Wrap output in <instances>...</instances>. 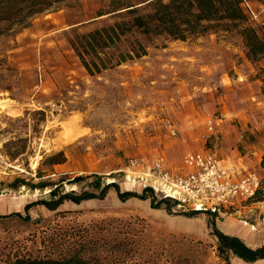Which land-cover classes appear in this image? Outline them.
Here are the masks:
<instances>
[{
    "label": "rangeland",
    "instance_id": "obj_1",
    "mask_svg": "<svg viewBox=\"0 0 264 264\" xmlns=\"http://www.w3.org/2000/svg\"><path fill=\"white\" fill-rule=\"evenodd\" d=\"M250 6L254 16L247 24L259 29L264 5ZM109 10L110 0H67L59 10L36 17L29 27L0 36V252L15 251L23 244L33 247L32 238L40 240L48 225L119 218L138 232L140 263L225 264L209 235V216L171 215L136 198L121 202L113 189L103 199L63 204L58 211H68L65 216L40 205L30 210L31 221L8 216L26 215L27 204L47 197V188L10 186L17 178L36 175L42 152L63 150L67 158L44 178H85L76 184L65 182L63 192L97 193L94 181L99 177L103 184L115 182L120 191L141 193L138 183L131 188L124 185L127 175L137 176L138 168L127 167L130 160L150 165L163 157L176 170L186 153L177 144L199 143L201 135L211 139L209 121L220 119L221 130L225 124L264 125V96L259 93L261 83L254 79L256 67L246 59L234 31L208 32L187 41L158 38L146 44L145 56L90 77L66 38L71 31L82 34L111 24L116 18L106 14ZM133 39L127 37L120 50H127ZM225 90H229L226 97ZM40 110L44 120L34 114ZM18 138L30 139L28 153L12 161L4 144ZM257 218L264 214L253 209L238 220L252 229L248 225ZM226 221L235 222L227 217L215 222L224 227ZM255 236L251 247L263 244ZM230 264L247 263L230 258Z\"/></svg>",
    "mask_w": 264,
    "mask_h": 264
},
{
    "label": "trees",
    "instance_id": "obj_2",
    "mask_svg": "<svg viewBox=\"0 0 264 264\" xmlns=\"http://www.w3.org/2000/svg\"><path fill=\"white\" fill-rule=\"evenodd\" d=\"M243 1L110 0V10L106 14L114 16L116 20L82 34L71 31L72 36L66 40L86 73L95 78L104 71L145 56L146 44L155 39L187 41L208 32L234 31L240 38L246 59L256 67L254 79L261 83L260 94L264 96V64L260 65L264 60V24L259 29L247 24L248 17L241 5ZM246 1L264 5V0ZM66 2L67 0H0V36L15 29L29 27L36 17L57 11ZM102 15L101 13L98 16ZM129 36L134 37L129 48L125 51L120 50L119 45ZM26 114L30 112L27 111ZM34 114L41 115V120L45 119L42 110L35 111ZM29 141V138L9 140L4 144L5 155L12 161L26 155ZM66 160L63 150L49 154L42 152L36 175L29 179L17 178L10 186L16 190L21 187L32 190L47 188V197L27 204L26 215L17 212L8 216L31 221L30 210L39 205L65 216L68 211H58L63 204L103 199L108 191L113 189L121 202L136 198L148 201L152 209H163L171 215L187 218L201 214L209 216L211 219L207 222L209 235L215 241L217 257L225 264H230V258L247 264L264 259V243L250 247L239 237L219 230L214 214L178 208L177 201L164 198L150 187L142 188L141 193L120 191L115 182L103 184L100 178L96 177L94 187L97 193L63 192L65 182L76 184L85 179L82 176L68 179L64 175L57 181L44 178L46 172H53L54 166L64 164ZM260 166L264 173V153ZM35 178L39 180L35 181ZM124 185L131 188L125 183ZM253 202H264V174ZM126 221L109 218L90 224L66 222L48 225L41 233L40 240L32 238L33 247L23 244L15 251L13 248L8 253L0 252V264H156L151 260L138 262L142 254L136 245L138 232L132 227L131 222Z\"/></svg>",
    "mask_w": 264,
    "mask_h": 264
},
{
    "label": "built area",
    "instance_id": "obj_3",
    "mask_svg": "<svg viewBox=\"0 0 264 264\" xmlns=\"http://www.w3.org/2000/svg\"><path fill=\"white\" fill-rule=\"evenodd\" d=\"M250 3L244 0L241 4L248 18L254 16ZM220 121L218 118L209 121L210 134H214ZM127 165L138 168L132 179L143 188L150 187L164 198L177 201V207L183 210L214 214L216 220L240 214L257 203L253 199L262 184L257 172L226 166L210 149L186 152L176 170L168 168L163 158L150 165L142 160H130Z\"/></svg>",
    "mask_w": 264,
    "mask_h": 264
},
{
    "label": "crops",
    "instance_id": "obj_4",
    "mask_svg": "<svg viewBox=\"0 0 264 264\" xmlns=\"http://www.w3.org/2000/svg\"><path fill=\"white\" fill-rule=\"evenodd\" d=\"M227 92H229V90H225L222 96L225 95L224 97H226ZM254 128H248L247 126H243L241 124H225L222 126V130L220 129V126L215 130L216 133L211 136V139L207 137L204 138V136L201 135L199 143L196 142L195 144H191L189 141H185L184 144L183 141H180L182 146L177 144V149L182 148L183 152L203 151L205 149H210L218 154L219 158L226 166L233 165L242 170H252L257 172L262 177L264 173L260 166V162L264 153V125L257 124L254 126ZM217 133H220V136H218ZM197 138L198 137L195 139ZM152 163L153 161L151 164ZM253 209L254 211L258 209V214H264V202L254 203L249 208L243 210L240 214L236 213L227 217V219H234L235 222L230 221L228 223L226 221L223 224L224 227H220L218 223H216V225L223 233L239 237L250 247L253 246L251 244H253L255 240L258 239V237L255 236L256 234L259 235L260 239L263 240L258 242L264 243V218L254 219V221L256 220L255 224L253 223L248 225L250 228L256 230V234L251 232L252 229L241 226L239 222L243 221L238 220V218H240L242 215L244 217L247 213H249V211ZM190 221L191 223H195L192 220ZM243 223L245 224V222ZM262 260L264 259L258 260L254 262V264H257Z\"/></svg>",
    "mask_w": 264,
    "mask_h": 264
},
{
    "label": "bare ground",
    "instance_id": "obj_5",
    "mask_svg": "<svg viewBox=\"0 0 264 264\" xmlns=\"http://www.w3.org/2000/svg\"><path fill=\"white\" fill-rule=\"evenodd\" d=\"M125 184L129 185V186H134L135 185V181L128 175L125 179Z\"/></svg>",
    "mask_w": 264,
    "mask_h": 264
}]
</instances>
